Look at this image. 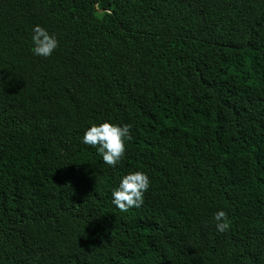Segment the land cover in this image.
<instances>
[{
  "label": "trees",
  "instance_id": "obj_1",
  "mask_svg": "<svg viewBox=\"0 0 264 264\" xmlns=\"http://www.w3.org/2000/svg\"><path fill=\"white\" fill-rule=\"evenodd\" d=\"M103 120L114 167L80 142ZM0 264H264V0H0Z\"/></svg>",
  "mask_w": 264,
  "mask_h": 264
},
{
  "label": "clouds",
  "instance_id": "obj_2",
  "mask_svg": "<svg viewBox=\"0 0 264 264\" xmlns=\"http://www.w3.org/2000/svg\"><path fill=\"white\" fill-rule=\"evenodd\" d=\"M30 51L34 56L47 58L58 47V39L40 24L31 27ZM131 139L127 124H118L109 120L92 123L83 130L80 142L94 148L102 162L108 166L119 163L126 151V141ZM146 172L136 169L122 175L110 190L111 203L121 212L138 208L143 203L144 193L149 188ZM215 230L218 233L229 229V221L223 210L214 213Z\"/></svg>",
  "mask_w": 264,
  "mask_h": 264
}]
</instances>
